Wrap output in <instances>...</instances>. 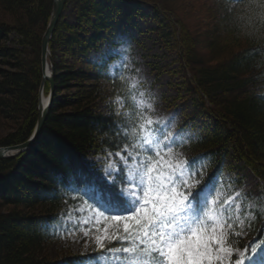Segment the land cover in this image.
<instances>
[{"label":"trees","instance_id":"trees-1","mask_svg":"<svg viewBox=\"0 0 264 264\" xmlns=\"http://www.w3.org/2000/svg\"><path fill=\"white\" fill-rule=\"evenodd\" d=\"M79 1L77 23L63 15L49 43L56 89L46 124L29 149L0 159V264H85L99 256L71 253L58 259L46 250L55 239L50 224L66 203L87 199L110 210L122 206L115 186L90 155L121 151L137 140L141 148L142 114L128 81L112 75L111 59H88L102 40L100 32L113 28L108 19L115 14L146 18L145 8L153 6L157 37L178 55L183 92L195 103L190 118L206 121L189 145L194 158L204 159L191 163V169L198 171L202 161L208 165L205 184L220 179L232 152L264 188V0H182L179 6L193 13L195 29L169 0ZM53 4L0 0V147L28 141L36 128L42 39ZM90 27L92 37L87 36ZM49 89L46 82V94ZM104 99L110 100L107 112L97 110ZM200 191L194 196L197 203ZM262 231L264 213L256 211L249 240L261 239ZM249 240L229 237L235 246Z\"/></svg>","mask_w":264,"mask_h":264},{"label":"rangeland","instance_id":"rangeland-1","mask_svg":"<svg viewBox=\"0 0 264 264\" xmlns=\"http://www.w3.org/2000/svg\"><path fill=\"white\" fill-rule=\"evenodd\" d=\"M169 1L185 17L188 16L186 20L190 23L189 26L195 29L193 25H197V21L193 13L187 8L186 11H183L184 8L179 6L182 0ZM80 5L79 0L69 1L62 14L66 21L72 24L77 23ZM186 12H189V15H185ZM1 13L2 10H0V16ZM147 14L149 16L146 18L140 15L124 18L116 14L112 16L113 18H109L108 23H111L113 28L103 29L100 32L102 40L99 46L90 50L88 54V59L98 63L111 59L109 68L112 75H124L128 81L129 87L132 89L133 102L142 114L141 148L137 147V143H139L137 140L121 151L108 152L107 155L91 154L89 159L98 163L102 168L104 178L112 182H119L118 175H123L127 180L138 181L143 175L142 161H151L154 168L161 170L167 168L168 165L181 163L184 165L185 179L198 187L203 183L205 184L206 178H209L207 176L208 165L201 161L197 163L198 171L191 169L194 154L189 149V145L194 136L204 127L206 121L202 116L190 118L195 110V103L190 96L184 93L185 91L183 92L181 83L184 77L182 66L177 59L178 55L157 37L154 31L156 21L152 18L153 6L145 8V15ZM202 21L206 23L211 20ZM167 22L169 23L168 20ZM94 34L95 30L92 27L88 28L87 36L92 37ZM13 38L14 36H12ZM125 48L127 51L122 58L119 53L121 49ZM109 101V99L100 101L97 110L107 112ZM116 104L117 109L121 110L123 106L121 98L118 97ZM173 117L174 119H172ZM166 124L168 127L164 128ZM157 125H159V129H157ZM160 130H163L167 135L162 138L160 147L156 152L149 153L144 147L143 139L146 134L159 136ZM180 132L182 135L178 138L177 145L171 150L165 149L164 141ZM125 149L127 156L124 157L123 161L118 160L117 155L124 156ZM129 157L131 158L129 159ZM101 159H103V163L97 162ZM121 168H123L122 173L120 172ZM138 172L140 176L137 175ZM196 181H199L198 185ZM120 187L131 190L134 184L122 182ZM198 197L200 198L199 203L194 198V207L191 209L194 213L203 208L207 199L211 198L214 203H211L210 206L215 209L217 203L222 207H227L236 198L235 205L228 208V215L234 220L244 222L245 234L241 239L249 240V224L254 219L256 211L264 213V188L261 180L243 162L237 161L232 152L223 164L220 179L216 180L211 188L206 191L201 190ZM100 211L101 209L97 204L87 199H74L72 202L66 203L58 214V221L50 224L55 239L49 244L46 254L59 259L71 253H98L99 256L95 260H88L85 264H114L115 258L110 256L108 250L122 249L131 245L118 239L111 240L115 243L112 248H107L108 244L111 243L108 239H104L103 248L97 245L95 237H111L113 225L116 223H119V231L116 232V235L124 234V222H114L109 214L99 215ZM220 215L222 217L224 214L221 213ZM249 216L251 219H248ZM93 219L97 223L92 224L90 229L86 228L85 224ZM223 230L218 223L217 232ZM84 231H88L89 235L84 236L82 234ZM256 241L264 243V235ZM226 247L233 249V251L237 249L242 251L244 246H235L229 242ZM218 255L223 261L224 254L218 253ZM232 258L234 260L235 256ZM154 259L155 254H153V259L144 260L134 259L131 254H128L121 257V264H154ZM61 264H66V262L62 261ZM213 264H217V262L214 261ZM223 264H227V262L225 261ZM259 264H264V262H259Z\"/></svg>","mask_w":264,"mask_h":264},{"label":"snow or ice","instance_id":"snow-or-ice-1","mask_svg":"<svg viewBox=\"0 0 264 264\" xmlns=\"http://www.w3.org/2000/svg\"><path fill=\"white\" fill-rule=\"evenodd\" d=\"M126 51V48L120 50L119 54L122 58ZM167 127V124L164 125V128ZM166 135L163 130H160L159 136L146 134L143 139L145 149L149 153L156 152L162 138ZM181 135L182 132L167 138L163 144L164 148L171 150L177 145ZM125 156H127L126 149L124 156L117 155V159L123 161ZM202 159L204 157L193 158L191 163L194 164L196 160ZM97 162L104 161L101 159ZM142 164L143 175L140 176V173H137L140 176L138 181L127 180L123 175L117 177L118 181L134 184L131 190L121 188L118 182L107 181L115 186L116 196L122 201L119 209L110 210L107 207L98 206L101 209L99 215L109 214L114 222H124V234L116 235L119 231V223H116L113 225L111 237H95L97 245L103 248L104 239H108L109 242L112 239H118L131 245L122 249L108 250L110 256L115 258L114 264H121V257L128 254L139 260L153 259L155 254L154 264H213L214 261L217 264H223L225 261L227 264L264 262V243L253 240L251 244L244 246L242 251L238 249L233 251L226 247L230 242L229 237L241 238L245 234L244 222L234 220L228 215V208L235 205L236 198L227 207L217 203L215 209L210 206L214 203L210 198L206 200L201 210L195 213L191 211L195 203L196 190L200 188L206 191L218 177H213L208 183L197 187L185 179L184 165L181 163L168 165L163 170L154 168L151 161H142ZM120 172H123V168ZM196 184L198 185L199 181H196ZM80 194L86 196L83 193ZM221 213L224 214L222 217ZM248 219H251V216ZM94 223H97L95 219L87 222L85 227L90 229ZM218 223L224 229L219 233L217 232ZM82 234L88 236L89 232L84 231ZM261 235H264V231ZM218 253L224 254L223 261L220 260ZM233 256H235L234 260Z\"/></svg>","mask_w":264,"mask_h":264},{"label":"water","instance_id":"water-1","mask_svg":"<svg viewBox=\"0 0 264 264\" xmlns=\"http://www.w3.org/2000/svg\"><path fill=\"white\" fill-rule=\"evenodd\" d=\"M66 3H67V0H54L52 16H51L49 25L42 39L43 79H42V83L40 87V100H39V106H38L39 115H38L36 128L31 138L28 141L23 142L18 145H13V146H1L0 147V159L6 158V157H15L18 154L22 153L23 151L29 149L33 145V143L36 141L37 137L39 136L40 132L44 128L46 121L49 117L52 100H53V96L55 94V89H56L54 69L51 64L52 63L51 56L49 58V54H50L49 43L55 33L59 20L65 9ZM49 63L52 66V70L50 74H47L46 70H47V66ZM47 81L50 83V92H49L50 95H49V101L45 105L43 104V101H42V95H43L45 83Z\"/></svg>","mask_w":264,"mask_h":264},{"label":"bare ground","instance_id":"bare-ground-1","mask_svg":"<svg viewBox=\"0 0 264 264\" xmlns=\"http://www.w3.org/2000/svg\"><path fill=\"white\" fill-rule=\"evenodd\" d=\"M66 5H67V3H66ZM66 7V6H65ZM65 10V9H64ZM63 14V13H62ZM62 17V16H61ZM61 19V18H60ZM60 21V20H59ZM49 25V24H48ZM48 27V26H47ZM45 34V33H44ZM44 36V35H43ZM50 49V48H49ZM50 56H51V52H50V54H49V58H50ZM52 64V63H51ZM51 64L49 63L48 64V66H47V74H50L51 73V70H52V66H51ZM42 70H43V68H42ZM48 82V81H47ZM49 83V82H48ZM46 84V83H45ZM49 86H50V83H49ZM49 92H50V89H49ZM49 92H48V94L46 95V93H45V86H44V91H43V95H42V101H43V104H47L48 103V101H49ZM53 101V100H52Z\"/></svg>","mask_w":264,"mask_h":264}]
</instances>
